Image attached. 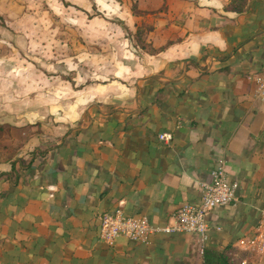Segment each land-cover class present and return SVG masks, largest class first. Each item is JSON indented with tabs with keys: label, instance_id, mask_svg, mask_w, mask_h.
Returning a JSON list of instances; mask_svg holds the SVG:
<instances>
[{
	"label": "crops",
	"instance_id": "crops-1",
	"mask_svg": "<svg viewBox=\"0 0 264 264\" xmlns=\"http://www.w3.org/2000/svg\"><path fill=\"white\" fill-rule=\"evenodd\" d=\"M231 2L83 7L108 18L119 61L77 90L61 117L0 122L8 132V149H0V264H204L192 233L109 245L100 217L122 208L166 226L178 208L200 200L221 158L239 183L237 201L210 211L204 248L223 251L254 233L264 207V101L254 80L264 70V0H247L241 13ZM138 27L155 52L133 45L129 33ZM164 132L171 141L160 140ZM13 162L18 177L4 175Z\"/></svg>",
	"mask_w": 264,
	"mask_h": 264
},
{
	"label": "rangeland",
	"instance_id": "rangeland-1",
	"mask_svg": "<svg viewBox=\"0 0 264 264\" xmlns=\"http://www.w3.org/2000/svg\"><path fill=\"white\" fill-rule=\"evenodd\" d=\"M89 4L92 0H0V122L61 117L77 90L100 82L106 66L119 61V45L105 27L108 18L95 8L92 15L86 12ZM7 139L2 132L0 149ZM20 147H14L17 154ZM251 260L261 264L255 256Z\"/></svg>",
	"mask_w": 264,
	"mask_h": 264
},
{
	"label": "built area",
	"instance_id": "built-area-1",
	"mask_svg": "<svg viewBox=\"0 0 264 264\" xmlns=\"http://www.w3.org/2000/svg\"><path fill=\"white\" fill-rule=\"evenodd\" d=\"M257 94L264 101V70L254 76ZM162 141H171V133L159 135ZM211 180L201 184V198L198 202L182 205L172 216V222L166 226H154L144 215H128L122 208L103 213L100 217V238L109 245L124 237L134 243H147L155 234L192 233L201 244L200 253L204 255V245L210 239L211 225L208 214L217 207L230 205L237 201L239 183L230 181L226 161L221 158L210 172ZM235 247L255 256L264 264V207L259 222L252 235L237 240ZM247 261L244 260L243 264Z\"/></svg>",
	"mask_w": 264,
	"mask_h": 264
},
{
	"label": "trees",
	"instance_id": "trees-1",
	"mask_svg": "<svg viewBox=\"0 0 264 264\" xmlns=\"http://www.w3.org/2000/svg\"><path fill=\"white\" fill-rule=\"evenodd\" d=\"M246 3H247V0H232L228 8L241 13L245 10ZM143 34H144V31L142 27H138L136 32L133 34L134 38L136 37L137 47H141L142 50L148 51L150 53L155 52L156 50L153 49L151 46L147 45L146 42L143 40ZM5 127L6 126L4 125L0 126V135L2 134V132L5 131L4 130ZM5 147L6 146H3L4 149L2 150L8 149ZM3 152H9V151H3ZM12 153L13 151H10L11 155ZM33 154H35V152H33L32 155ZM32 161H33L32 158L29 161L22 159L20 161V165L22 168H27L28 166L31 165ZM12 165H13L12 171L8 174L5 173L4 175L10 176L12 174L14 176L15 174H17V177H18L19 174L16 171L15 162H13ZM16 181H17V178L15 182ZM250 258H251L250 254L243 252L234 246H228L223 251L206 249L203 255L204 264H243L244 260L247 261L246 264H249Z\"/></svg>",
	"mask_w": 264,
	"mask_h": 264
}]
</instances>
